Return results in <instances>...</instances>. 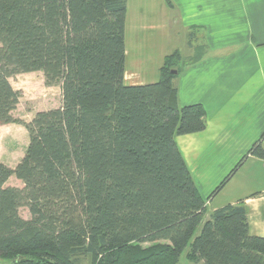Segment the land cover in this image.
<instances>
[{"label":"trees","instance_id":"1","mask_svg":"<svg viewBox=\"0 0 264 264\" xmlns=\"http://www.w3.org/2000/svg\"><path fill=\"white\" fill-rule=\"evenodd\" d=\"M127 3L0 0V125L30 135L15 168L0 163V264H178L186 249L194 263L264 264L244 202L204 220L176 142L206 129L204 106L180 105L174 83L203 46L189 59L167 54L157 81L127 84ZM37 71L61 86L62 103L24 123L10 78ZM263 137L213 194L248 156L264 159ZM11 176L24 186L6 185Z\"/></svg>","mask_w":264,"mask_h":264},{"label":"crops","instance_id":"2","mask_svg":"<svg viewBox=\"0 0 264 264\" xmlns=\"http://www.w3.org/2000/svg\"><path fill=\"white\" fill-rule=\"evenodd\" d=\"M142 29L155 30L168 40L187 37L191 52L184 54L176 49L185 59L194 56L196 46H203L202 58L185 65L174 83L180 105L204 106L206 129L179 135L176 142L206 201L207 219L218 208L244 202L250 234L264 236V159L248 156L213 194L264 133V0H128L127 84L148 83L139 70V59L127 67L132 45L141 46L135 38ZM10 82L33 105L23 112L22 97L13 111L14 118L24 123H29L37 112L62 103L61 86H47L42 71L16 74ZM55 87L61 93L57 105L52 104L51 96ZM29 143L24 124L0 125V163L15 168ZM6 185L23 187L24 183L11 176Z\"/></svg>","mask_w":264,"mask_h":264},{"label":"rangeland","instance_id":"3","mask_svg":"<svg viewBox=\"0 0 264 264\" xmlns=\"http://www.w3.org/2000/svg\"><path fill=\"white\" fill-rule=\"evenodd\" d=\"M186 39L187 37L179 36L177 39H175L174 37H171L168 40V39H165L164 37H159L157 35V31L155 30H152V31L143 30V29L139 30L137 31V39L135 38V41L138 40V43L141 46L137 47V46L132 45V48L130 49V54L128 55V59H127V67L131 68V65L136 64L135 62L136 59H139L140 60L139 64L141 63L139 65V70L141 72L142 77H144V80H146V82L148 83L153 82V81L155 82L159 78L158 70H159V67L164 62L163 58L165 54H170L176 49H180L181 51H184V54H188L189 52H191L190 46L189 45L187 46ZM199 50H200V46L198 47L196 46L195 48L196 55L198 54ZM57 87L53 89V93L51 94L53 98L52 99L53 105L54 103L55 105H57L58 104L57 102H60L61 100V93L58 91ZM22 97H23V100L21 101L20 109L23 110L24 112L27 107H30L33 105L31 103H28L27 100H25L23 94H21V98ZM29 110H33V109L30 108ZM20 214L25 218L30 217L29 210L26 207H23L20 209ZM207 216H208V213L204 215V220L207 219ZM200 228H201V225L197 228L195 235L199 234ZM186 252H187V249L180 256L179 264H192L193 263L187 259Z\"/></svg>","mask_w":264,"mask_h":264},{"label":"water","instance_id":"4","mask_svg":"<svg viewBox=\"0 0 264 264\" xmlns=\"http://www.w3.org/2000/svg\"><path fill=\"white\" fill-rule=\"evenodd\" d=\"M171 72L174 73V74L178 73L177 70H172Z\"/></svg>","mask_w":264,"mask_h":264}]
</instances>
